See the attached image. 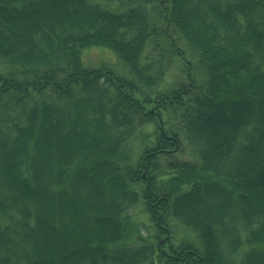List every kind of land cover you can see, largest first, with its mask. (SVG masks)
I'll return each mask as SVG.
<instances>
[{"label":"trees","instance_id":"trees-1","mask_svg":"<svg viewBox=\"0 0 264 264\" xmlns=\"http://www.w3.org/2000/svg\"><path fill=\"white\" fill-rule=\"evenodd\" d=\"M0 264H264V0H0Z\"/></svg>","mask_w":264,"mask_h":264},{"label":"rangeland","instance_id":"rangeland-1","mask_svg":"<svg viewBox=\"0 0 264 264\" xmlns=\"http://www.w3.org/2000/svg\"><path fill=\"white\" fill-rule=\"evenodd\" d=\"M84 60L90 66L98 65V63L101 60L108 62L116 61L113 52L107 49H98V48H92L89 49L87 52H85Z\"/></svg>","mask_w":264,"mask_h":264}]
</instances>
